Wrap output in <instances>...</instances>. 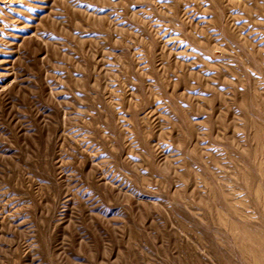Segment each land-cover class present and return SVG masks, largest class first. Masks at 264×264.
I'll list each match as a JSON object with an SVG mask.
<instances>
[{
    "label": "rangeland",
    "instance_id": "1",
    "mask_svg": "<svg viewBox=\"0 0 264 264\" xmlns=\"http://www.w3.org/2000/svg\"><path fill=\"white\" fill-rule=\"evenodd\" d=\"M0 264H264V0H0Z\"/></svg>",
    "mask_w": 264,
    "mask_h": 264
}]
</instances>
